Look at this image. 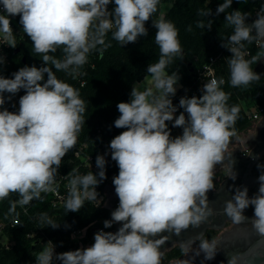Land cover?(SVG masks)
<instances>
[{
    "label": "clouds",
    "instance_id": "1",
    "mask_svg": "<svg viewBox=\"0 0 264 264\" xmlns=\"http://www.w3.org/2000/svg\"><path fill=\"white\" fill-rule=\"evenodd\" d=\"M110 3L115 5L111 11ZM159 3L160 0H0L4 12L0 14V33L7 45L16 47L9 17L19 16L33 51L46 65L24 66L13 73V78L0 76V199L18 193L19 203L27 205L39 199L41 193L54 191L62 160L76 146L85 123V102L74 87L56 77L49 63L57 71H76L87 63L91 50L105 43L103 37L113 28L112 38L121 47L135 43L148 34L145 24L158 11ZM232 3L233 0H224L216 15L226 13L225 21L233 27L228 43L222 42L221 46L232 53L228 60L230 85L239 88L260 80L252 64L264 60V51L249 60L242 50L244 42L264 39V7L248 24L249 13L227 11ZM200 15L209 17L212 12L202 10ZM212 23L208 19L207 24L198 21L197 26L210 30ZM153 26L160 52L157 62L147 67L153 87L140 90L133 85L130 100L117 104L120 115L114 126L126 130L109 145L111 159L119 169L112 181L119 204L111 219L104 221V228H111L113 223L121 227L115 233L98 231L90 247L75 251L57 254L50 242L52 246L35 257L36 264H53L54 258L62 264H161L162 246L170 239L163 233L179 236L190 227L199 228L214 215L207 193L215 190L216 166L225 162L240 110L228 106L229 94L221 88L224 80L211 79L203 85L201 96L180 98L183 112L175 116L177 106L171 97L177 92L180 77L177 72L169 75L165 69L174 58L182 56L179 32L165 19L153 21ZM61 47L63 60L49 55ZM45 74L47 80L41 83ZM21 89L25 94L19 99V110L10 112L3 107V94H11L10 100ZM167 122L182 128V135L173 138ZM231 154L228 177L235 180ZM95 163L98 175L92 171L82 176L69 173L67 212H78L86 201L97 200L96 187L106 179V160L98 155ZM258 182V193L253 197L248 196L247 187L237 188L224 202L223 214L235 224L250 222L259 237L257 246L247 254H228V264L264 255L259 251L264 243V172ZM250 205L254 207V218L249 220L243 212ZM42 220L52 228L59 226L46 217L42 216ZM202 235H197L196 240L205 259L211 260L216 255L217 242L201 239ZM191 244L182 243L186 256ZM182 264L190 262L183 260Z\"/></svg>",
    "mask_w": 264,
    "mask_h": 264
},
{
    "label": "trees",
    "instance_id": "2",
    "mask_svg": "<svg viewBox=\"0 0 264 264\" xmlns=\"http://www.w3.org/2000/svg\"><path fill=\"white\" fill-rule=\"evenodd\" d=\"M223 2L224 0H160L158 11L145 24L148 34L140 37L135 43L121 47L112 38V33L115 31L113 28L103 37L105 43L91 50L87 63L76 71L72 68L67 71H57L49 63L48 67L52 68L56 77L74 87L86 106L83 114L85 123L78 135L77 144L63 158L56 176L68 173L82 176L90 171L98 175L99 169L92 170L83 165L75 153L81 150L83 154L93 155L96 160L98 155H103L100 151L101 143L126 130L114 126V121L120 115L117 104L130 100L134 83L150 76L147 73V67L150 63L157 62L159 58V47L155 43L157 30L153 26L155 20L171 21L179 32L182 56L174 58L165 69L168 74L177 72L180 77L178 82L181 87L172 97L173 104L177 106V115L183 112V109L179 108L181 97L202 95L203 85L208 82L205 66L213 57L212 65L215 68L216 77L218 81L224 80L221 88L229 94L228 106H236L240 110L233 127L234 132H242L252 125L247 110L264 106V65L259 67L262 60L252 64L253 71L260 74L259 81L239 88L230 85L228 60L232 53L221 44L228 43V38L233 34V27L226 23V13L216 15L218 5ZM166 4L168 8L163 13V7ZM114 7V3H110L109 11ZM262 7H264V0H233L227 11L240 10L249 13L246 23L251 24ZM209 9L212 15L209 17L200 15L202 10ZM208 19L213 22L210 30L197 26L198 21L207 24ZM16 20L20 24L19 16H16ZM257 42L258 39L252 43L244 42L245 47L242 51L248 52L245 59L250 60L264 51V42L260 44ZM228 46L232 47V45ZM49 55L59 60L65 58L62 47ZM0 57L3 58V63H0V76L5 78H13V73L24 66L38 68L46 66L41 60V55L33 51L32 41L24 32L17 38L16 47L9 48L6 55H0ZM46 78L47 74L44 80ZM21 93H25V90L21 89L15 95ZM3 95L5 97L3 107L10 112H18L13 96L9 100L8 97L11 94ZM168 127L172 134V126L168 125ZM233 137L230 138V142ZM104 158L106 179L97 186L101 191H104L108 184L113 185V178L119 172L115 161ZM73 169L76 172H73ZM111 213L112 211L105 205L96 206L91 202H85L78 212H67L65 205L55 208L52 205V196L45 193H41L39 199H33L29 204L21 205L18 193H10L6 198L0 199V223H3L5 234L14 244L9 248L0 245V264H31L38 252L50 242L61 252L72 251L75 244L70 240V235L74 230L81 229L94 221L110 220ZM42 216L59 226L52 228L46 220H42ZM95 226L99 228L102 224L98 222ZM116 226L117 223H113L112 227L107 229H113ZM88 239H91V231L85 238V240Z\"/></svg>",
    "mask_w": 264,
    "mask_h": 264
},
{
    "label": "flooded vegetation",
    "instance_id": "3",
    "mask_svg": "<svg viewBox=\"0 0 264 264\" xmlns=\"http://www.w3.org/2000/svg\"><path fill=\"white\" fill-rule=\"evenodd\" d=\"M235 136L238 140L229 143L225 162L217 165L222 172L214 176L215 190L207 193L209 207L214 210V215L199 228L190 227L179 236L163 233V235H170V239L162 246L164 255L161 264H182L183 260H188L190 264H228V254L245 255L257 246L259 237L252 231L250 222L233 223L223 214V206L226 200L232 198L237 188L247 187L250 198L258 193V176L264 172V168L257 167V165H264V116L246 130L235 133ZM229 153H232V159L235 161L233 165V171L236 173L235 180L228 177L232 163L228 158ZM243 214L249 220L254 218V207L250 205ZM117 230L116 226L105 232L115 233ZM201 233L203 234L201 239H206L210 243L217 242V252L211 260L205 259V254L200 251L199 240H196V237ZM93 243L94 240L86 243L83 248L90 247ZM182 243L185 246L191 244L187 256L182 249ZM83 248H73L72 251ZM259 251L264 253V243L261 244ZM197 252L200 254L197 255ZM53 264H62V262L54 260ZM239 264H264V255L257 256L255 259L250 256L245 257L239 261Z\"/></svg>",
    "mask_w": 264,
    "mask_h": 264
},
{
    "label": "built area",
    "instance_id": "4",
    "mask_svg": "<svg viewBox=\"0 0 264 264\" xmlns=\"http://www.w3.org/2000/svg\"><path fill=\"white\" fill-rule=\"evenodd\" d=\"M261 9L258 10L257 14L261 12ZM0 14H4L2 5H0ZM9 18L11 20V27L13 29V33L15 35V42H16L17 38L22 36L23 28L20 24H18V22L16 20V16L9 17ZM263 42H264V39H258L257 43L260 44ZM9 48H11V47L9 45H7V41L5 40L3 34L0 33V55H6L7 50ZM247 53L248 52H244V55H246ZM213 62H214V58L212 57L210 59V63L205 66V74L208 77V81L211 79L218 80L216 77L215 68L212 65ZM24 94L25 93H21V94H17L15 96H13V101L17 105L18 109H19V99ZM247 113H248L250 120L252 121V124H255L264 116V106L252 107L251 109L247 110ZM112 139L113 138H107L100 145L101 146L100 151L104 155V157H106L107 159H111V149H110L109 145H110V141ZM75 156L77 158H79L81 163L83 165L87 166L88 168H90L92 170L98 169L96 166V163H95L96 160H95L93 155L83 154V152L81 150H77L75 153ZM70 179H71V176L69 175V173L56 176L55 184L53 185L55 190L45 193V194L52 196V205L55 208H61L65 205V202H66V200L68 198V194H69V181H70ZM96 191L98 193L97 200L91 201V203L95 204L96 206L105 205L107 200H108V192L106 190L101 191V190H99L98 187H96ZM86 202H89V201H86ZM118 204H119V200L117 198L115 201L116 208L118 207ZM104 221H105L104 219L98 221L99 223L102 224V226L99 228H96V226H95L98 222L94 221V222L88 224L87 226H85L81 229L74 230L70 235V240L75 244L74 248H83L86 243L94 240V234L95 233H97L98 231H101V230H103V231L107 230V228H104ZM117 224L121 225L120 223H117ZM3 227H4L3 223H0V245L5 247V248H9L14 244V242L11 241L8 238V236L5 234ZM90 231H91V239L85 240V238L88 235V232H90ZM29 235H34V234H29ZM51 246H52L51 243H49V245H47L46 247H51ZM55 253L59 254V253H63V252H61L60 250H58L55 247ZM54 260L57 261L55 258L53 259V261ZM31 264H36V260L34 259L31 262Z\"/></svg>",
    "mask_w": 264,
    "mask_h": 264
},
{
    "label": "rangeland",
    "instance_id": "5",
    "mask_svg": "<svg viewBox=\"0 0 264 264\" xmlns=\"http://www.w3.org/2000/svg\"><path fill=\"white\" fill-rule=\"evenodd\" d=\"M167 8H168V6H167V4L163 7V13L167 10ZM263 65H264V60H262V62L260 63V65H259V67L261 68V67H263ZM134 85L138 88V89H140V90H144V89H146V88H149V83L147 82V80H144V81H141V82H139V81H136L135 83H134ZM153 87V86H152ZM171 99H172V97H171ZM175 116H178L177 115V113H175L174 114ZM168 123V125H171L172 126V123L173 122H167ZM173 129H172V134H171V136L173 137V138H175L176 136H179V135H182V131H183V129L182 128H178V127H172ZM232 131H234L233 129H232ZM235 133V132H234ZM241 136V135H240ZM242 137V136H241ZM240 138V137H239ZM238 140V137H236L235 135H234V137H233V139H232V141L231 142H236ZM220 172H222V170H221V168L220 167H218V166H216V170H215V175H217V174H220Z\"/></svg>",
    "mask_w": 264,
    "mask_h": 264
},
{
    "label": "water",
    "instance_id": "6",
    "mask_svg": "<svg viewBox=\"0 0 264 264\" xmlns=\"http://www.w3.org/2000/svg\"><path fill=\"white\" fill-rule=\"evenodd\" d=\"M47 78L44 80L46 82ZM111 184H108L105 188V190L110 186ZM116 193H110L108 192V200L105 204L106 207H108L112 212L116 209L115 201L117 199ZM117 229H119V225L117 224Z\"/></svg>",
    "mask_w": 264,
    "mask_h": 264
},
{
    "label": "crops",
    "instance_id": "7",
    "mask_svg": "<svg viewBox=\"0 0 264 264\" xmlns=\"http://www.w3.org/2000/svg\"><path fill=\"white\" fill-rule=\"evenodd\" d=\"M169 75H170V74H169ZM144 80H147V82H148L149 85H150L149 87H152V86H153V82H152L150 76L144 78L142 81H144ZM139 82H141V81H139ZM176 87H177V90H178V89L181 87V84L178 82V84L176 85ZM106 191H107V192H110V193H115V188H114V186L111 184V185L106 189Z\"/></svg>",
    "mask_w": 264,
    "mask_h": 264
}]
</instances>
